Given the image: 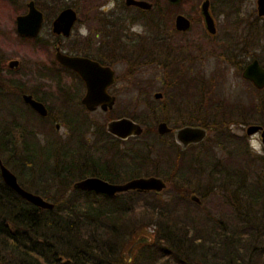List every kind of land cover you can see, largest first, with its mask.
I'll list each match as a JSON object with an SVG mask.
<instances>
[{"label":"flooded vegetation","instance_id":"obj_1","mask_svg":"<svg viewBox=\"0 0 264 264\" xmlns=\"http://www.w3.org/2000/svg\"><path fill=\"white\" fill-rule=\"evenodd\" d=\"M30 1L41 16L34 35L20 33L16 27V17L28 11ZM141 1L145 4L139 5L134 0H2L0 10H9L10 15H0V68H14L19 60L16 56L2 54V51L17 50L18 47L23 51L29 39H37L40 34L51 36L49 42L43 40L44 43L40 45L45 48L48 42L51 52L46 53L44 61L39 64L42 71L36 89L21 90L19 93L23 105L42 119L52 115L75 114L77 99L79 106L86 111L96 108L108 111L113 107L118 93L110 88L120 79L139 83L140 78L133 74L144 65L152 69L153 79H161V87L153 92V100L157 102L152 105L154 111L170 110L172 114L179 112L182 115L195 111L198 114L204 89L209 100L219 102L222 97L214 94L212 86L225 82L228 74L240 77L255 89H264V86L256 87L242 75L243 69L253 60L264 67V12L259 10L258 0H254L251 11L244 15L239 12L245 0ZM262 6L264 8V0ZM67 8L72 14L64 33L62 26L67 19L59 15ZM134 26H142L143 33L133 31ZM83 31L87 35H83ZM56 53L109 68L112 80L105 90L113 97L111 106L102 109L97 104L88 109L81 101L86 91L84 79L76 70L62 64ZM13 60L15 64L10 65L9 62ZM119 67L124 68L121 73ZM62 72L66 75H61ZM17 84L20 86L24 83ZM3 86L0 81V89ZM24 94L40 102L44 112H39L25 101ZM166 119L163 117L156 124L163 121L170 130L158 133L155 125L156 133L159 136L169 134L174 153L182 159L188 150L197 149L204 141L205 138L181 147L173 138V130L183 125H203L200 122L169 124ZM52 126L57 132L61 125L54 120ZM9 129L8 126L0 127V145L4 142V146L11 144ZM143 131L142 127L139 134L126 138L106 132L115 140H125L139 136ZM255 133L259 134V131ZM32 134L35 136L31 131L25 134L26 138H30L28 146L37 144ZM44 145H48L47 140ZM16 179L18 181L17 176Z\"/></svg>","mask_w":264,"mask_h":264},{"label":"rangeland","instance_id":"obj_2","mask_svg":"<svg viewBox=\"0 0 264 264\" xmlns=\"http://www.w3.org/2000/svg\"><path fill=\"white\" fill-rule=\"evenodd\" d=\"M253 5L254 0L243 1L239 13L242 15L249 13ZM5 14L10 15L9 10L1 9L0 15L4 16ZM50 38L51 36L40 34L37 39H29L26 42L27 48L23 51L19 47L17 50L2 51V54L16 56L19 59L14 68H0V81L4 85L0 89L2 93L0 97V127H10L9 132L12 139L8 146H4L5 142L0 145V157L17 177L21 167L19 162L23 160L19 155L21 148L25 145L28 149V142L30 141V138H26L25 134L31 131V133H35V136L32 134L35 138L34 141L40 146H43L46 140L49 142L56 140L58 141L57 144L62 142L71 145V147H75L77 143L82 145L83 149L80 150V153L74 155L72 164L76 167H84L86 163L91 166L90 161L94 160L99 165L106 164L108 170L116 174L131 166H138L140 171L137 176H159L164 180L165 187L159 194L153 191L149 192L158 195L160 207L180 210L184 208L183 204H185L190 219L196 224L204 223L208 226L213 223L214 219H219L223 225L237 228L245 225L244 219L249 218L248 222H252L248 214L249 212L252 213L253 206L242 207L239 214H236L231 206L232 201L243 203L246 202V198L236 191L234 184L226 182L225 174L220 173V170L222 165L233 170H241L242 168L246 172V183L248 184L252 183L256 170L261 174L262 166L252 159L254 156L262 154L252 149L250 141L252 139L257 140L262 152H264V143L261 142L258 133L247 135L244 128L249 123H258L264 126L262 124L264 122V109L259 110V105L264 104V89L256 91L254 87L243 82L240 77L228 74L225 82L212 86L214 94L220 95L223 99L220 98L219 102L209 100L206 89H204L205 95L200 101L201 111L198 114L195 111L194 113L189 112L187 115H182L179 112L172 114L170 110L161 111L158 109L154 111L152 105H156L157 102L153 100V92L161 87V79H159L160 81L153 79L152 69L149 65H144L133 74V76L140 78L139 83H128V81L124 82L120 79L110 88L118 92L110 110L102 111L96 108L93 111H86L79 106L77 99L75 101L77 108L75 114L52 115L42 119L27 109L18 96L21 90L34 89L39 83L38 76L41 75L42 71L39 64L44 61L45 54L51 52V46L48 44ZM13 39H15L14 36ZM43 40L48 41L45 48L40 47L44 43ZM15 46L14 44L13 47ZM123 70V67L118 68L120 73ZM61 75H66V73L62 72ZM21 82L24 84L19 86L17 83ZM205 85L208 87L207 84ZM124 115L138 121L144 131L136 137L115 140L105 131V124L109 118ZM163 117L167 118L169 124L203 122L210 125L208 126L210 128L207 132L208 135L206 134L207 138L197 146V149L188 150L182 159L177 153H174V147L169 143L170 135L161 134L159 136L156 133V122ZM54 120L59 121L61 125L57 132L53 130L52 126ZM72 121H75L74 125L77 128L75 130L70 128L73 126ZM213 121H225L230 137L233 139L231 142H224V140L217 142L215 138L218 136L217 132L211 128ZM13 123L17 126H12ZM146 128L151 130L147 131ZM57 144L56 146H59ZM10 147L16 148L14 154L9 152ZM48 164L53 165V162L50 161ZM26 167L30 169L27 165ZM42 171L44 170L42 169ZM47 174L45 172L42 175L41 170L35 167L31 171L30 177L24 179L18 177V182L25 189L51 201L49 196L58 194L59 191L41 182L42 179L48 178ZM261 175L263 176V174ZM118 180L123 181L125 179L119 177ZM118 180L116 182H119ZM42 189L46 190L42 191ZM151 193L145 195L146 199L152 198L149 195ZM191 194L196 195L199 202L192 200ZM138 214L139 211L136 216ZM155 221V219L151 220L147 227L135 229L129 241L123 246L121 255L123 259L129 261L135 251L140 248L139 246L143 244L137 242L132 248H129L137 237L146 235L151 241L158 232H161L153 223ZM146 230H150L151 233ZM203 249L206 254L196 260L201 264L213 263L214 259L211 260L210 258L211 251L214 250L213 246L207 250ZM205 258H207L206 261ZM3 260L0 259V264L6 261L18 262L14 254L8 253H3Z\"/></svg>","mask_w":264,"mask_h":264},{"label":"trees","instance_id":"obj_3","mask_svg":"<svg viewBox=\"0 0 264 264\" xmlns=\"http://www.w3.org/2000/svg\"><path fill=\"white\" fill-rule=\"evenodd\" d=\"M259 106V110L264 109L263 103ZM74 122L71 130L77 129ZM224 122L211 124L217 132V142L233 140ZM200 124L210 129V125ZM47 144L30 145L28 149L23 145L18 177H30L35 167L42 175L48 173V178L39 181L59 191L49 196L53 207L39 208L0 179V259L3 260V253H8L18 260L2 264H201L198 260L206 254L203 248L207 250L210 246L214 249L210 256L214 261L205 264H264V155L252 159L262 166L263 176L256 170L255 180L250 184L246 183L242 168L233 170L221 166L220 173L225 174L226 182L234 184L236 191L246 198L243 203L231 202L236 214L242 207L253 206L252 213L248 214L252 222L244 219V226L233 228L223 225L219 219L208 226L196 224L190 219L185 204L180 210L160 207L158 195L149 191L128 190L107 196L72 188L71 183L85 175L117 181L119 177L137 176L140 170L138 166H131L116 174L106 164L99 165L94 160L90 161L91 166L85 162L86 166L76 167L72 164L74 155L80 153L82 145L77 143L71 147L54 141ZM15 150V147L9 148L12 154ZM50 161L53 165L48 164ZM148 193H151L150 200L145 197ZM154 219L161 232L151 241L146 235L137 237L129 248L137 242L143 244L129 261L123 259V246L135 229L147 227Z\"/></svg>","mask_w":264,"mask_h":264},{"label":"water","instance_id":"obj_4","mask_svg":"<svg viewBox=\"0 0 264 264\" xmlns=\"http://www.w3.org/2000/svg\"><path fill=\"white\" fill-rule=\"evenodd\" d=\"M134 2L139 5L145 4V2L141 0H134ZM258 5H260L259 10L264 12L262 0H258ZM71 14L72 11L67 8L63 9L59 15L61 18L66 17L67 19V23L62 26V31L64 33L67 32ZM40 18V12L32 6L30 1L28 3V11L24 15H19L16 17L17 30L23 34L34 35L38 30ZM56 57L62 64L76 70L84 79L86 91L82 96L81 101L88 109L94 108L97 104H99L102 109L111 106L113 97L105 90V86L112 80L111 70L109 68L100 67L95 62L73 58L59 53H56ZM9 64H15V61H10ZM242 75L245 78L250 79L256 87L264 86V67L259 66L255 60L250 62L243 69ZM23 99L39 112H44V107L42 104L32 99L29 95L24 94ZM105 129L109 133L119 138H126L129 135H137L142 131L141 125L137 121L127 116H119L107 120ZM156 130L158 133H163L169 131L170 128L165 124V122L160 121L156 124ZM244 131L248 135L259 131L260 140L264 143V126L261 124L249 123L245 126ZM206 134V128L197 125H183L173 130V138L181 147L187 143L199 142L203 140ZM0 178L19 196L38 206L39 208L53 207V203L51 201L22 187L18 183L15 174L2 163L1 159ZM71 187L81 190H92L103 193L107 196H114L116 193H123L128 190H151L154 193L159 194L165 187V182L162 178L155 175L134 176L119 182L109 181L96 175H87L74 180L71 183ZM190 198L196 202H199L198 197L194 194H191Z\"/></svg>","mask_w":264,"mask_h":264},{"label":"clouds","instance_id":"obj_5","mask_svg":"<svg viewBox=\"0 0 264 264\" xmlns=\"http://www.w3.org/2000/svg\"><path fill=\"white\" fill-rule=\"evenodd\" d=\"M133 31H136V32H139V33L142 34V33H143V28H142V26H134V27H133ZM82 34H83V35H87V32H86V31H83ZM250 145H251V147H252V149H253L254 151H256V152L259 153V154L264 155V152L261 151L260 145H259V143L257 142V140L252 139V140L250 141Z\"/></svg>","mask_w":264,"mask_h":264}]
</instances>
